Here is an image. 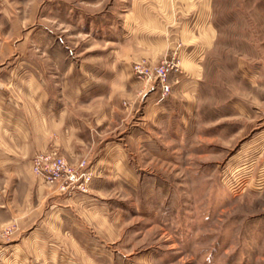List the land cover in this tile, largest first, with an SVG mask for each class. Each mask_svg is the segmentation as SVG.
I'll return each instance as SVG.
<instances>
[{
	"label": "rangeland",
	"instance_id": "1",
	"mask_svg": "<svg viewBox=\"0 0 264 264\" xmlns=\"http://www.w3.org/2000/svg\"><path fill=\"white\" fill-rule=\"evenodd\" d=\"M9 45L129 122L131 177L97 194L116 240L85 243L99 264H264V0H0V56ZM174 56L163 96L137 69ZM184 71L195 95L159 113ZM1 226L0 247L20 233Z\"/></svg>",
	"mask_w": 264,
	"mask_h": 264
},
{
	"label": "crops",
	"instance_id": "2",
	"mask_svg": "<svg viewBox=\"0 0 264 264\" xmlns=\"http://www.w3.org/2000/svg\"><path fill=\"white\" fill-rule=\"evenodd\" d=\"M11 50L0 56V226L14 222L20 233L0 247V264H99L85 243L116 240L114 207L97 194L112 178L131 177L129 122L116 124L114 101L98 106L83 80L65 78L54 88L40 62ZM21 62L31 67L25 73L18 72ZM190 71L159 113L187 106L179 93L195 95L198 77ZM52 149L72 163L91 164L95 177L87 193L69 195L33 173L35 154Z\"/></svg>",
	"mask_w": 264,
	"mask_h": 264
},
{
	"label": "built area",
	"instance_id": "3",
	"mask_svg": "<svg viewBox=\"0 0 264 264\" xmlns=\"http://www.w3.org/2000/svg\"><path fill=\"white\" fill-rule=\"evenodd\" d=\"M180 70V61L174 56L165 58L153 70L137 69L147 81L154 80L163 96L172 88L170 76ZM33 173L46 185L61 184L62 191L71 194L74 190L88 191L95 172L86 160L73 165L57 149L41 151L32 159Z\"/></svg>",
	"mask_w": 264,
	"mask_h": 264
}]
</instances>
